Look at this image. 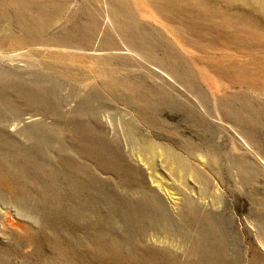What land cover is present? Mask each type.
<instances>
[{
  "label": "rangeland",
  "instance_id": "1",
  "mask_svg": "<svg viewBox=\"0 0 264 264\" xmlns=\"http://www.w3.org/2000/svg\"><path fill=\"white\" fill-rule=\"evenodd\" d=\"M167 2L179 7L181 19L197 32L193 52L199 62L220 65L214 70L219 71L215 76L214 71L203 69L214 77L210 80L214 98L199 86L194 88L198 92L194 96L191 87L176 89L160 79L158 83L156 77L122 58L97 62V67L101 64L104 68L102 77L87 82L85 79L91 76L48 59L46 55L54 54L52 48L6 45L5 27L16 20H0V53L7 54L0 57V67L23 75L22 81L14 82L0 74L5 86L0 87V99L38 93L44 103L63 97L75 109V114L67 118L69 127L59 120L61 127L35 122L19 132L0 128V170L5 171H0V177L4 174L7 182L11 180L19 187L17 193L25 195L17 198L15 207L6 205V182L0 179V194L4 196L0 208L5 209V214L0 211V264H264V0H254L250 11L238 3L232 8L212 0H200V7L191 6V0ZM84 3L94 7L97 0ZM61 15L78 24L87 17L72 5ZM59 24L45 29L54 32ZM192 100L198 103V110L187 104ZM213 102L219 113H215ZM229 107L238 113H230ZM4 111L0 109V119L9 113ZM91 112L104 120L108 117L110 126L105 135L96 134L90 125H75ZM143 140H153L176 152L188 167L196 165L200 155L213 154L216 162L209 165L205 161V165L196 167L195 179L187 178L179 184L169 166L168 170L165 167L167 162L151 153ZM136 158L151 163L155 179L164 182L167 189L183 193L186 202L181 212L172 211L166 195L151 187L154 185L149 182V170L145 172L147 166L136 164ZM11 169L10 174L7 170ZM158 232L174 240L178 237L177 245L175 241L173 245L154 242Z\"/></svg>",
  "mask_w": 264,
  "mask_h": 264
},
{
  "label": "bare ground",
  "instance_id": "2",
  "mask_svg": "<svg viewBox=\"0 0 264 264\" xmlns=\"http://www.w3.org/2000/svg\"><path fill=\"white\" fill-rule=\"evenodd\" d=\"M85 1L86 0H2V1L0 0V20L4 19V20H7V22L11 21V20H16L15 24H9L8 23V25L5 27V31H6L5 33L7 34V36H8L7 38L9 40V42L6 43V45L7 44L9 45V43H10V45L12 47H18L20 49L24 48V47H36V46H45L48 48H52L53 49L52 52L54 54L52 53L53 55H51V54H49L48 56L46 55V57L48 59L59 64V66L66 67L69 70L73 69L78 74H83L87 77L91 76V79H85V80H87V82L92 81V80L99 81L101 79L102 74L104 72V68L101 64L99 67H97V65H96L97 62L101 63L103 60H105L107 58H111V59H113V58L114 59L115 58L121 59L122 58V60L125 59L127 61H130L132 64L135 63V65L138 66V68L140 67L141 70L152 75L151 76L152 78L156 77L157 80H155V81H158V79H160L162 82H166V81L170 82L172 84V86L173 85L176 86L175 87L176 89L179 86L182 88L183 87L186 88V86L191 87V88H193L194 93L192 91H188V92L195 94L194 96H196V94L198 95V92L196 90H194V88L195 87L198 88V86H199V89L204 88L207 91L208 95L214 98V96L216 94L213 93V86H212L211 81H210L214 77L213 78L210 77L206 73V71H207L206 69H208L209 71H214L215 69L219 70L220 65L218 64L219 65L218 66L219 68H218V67H216L217 66L216 63H215L216 65L215 64H205L204 65L205 62L204 63L199 62L200 61L198 58L199 56H197L193 52V49H194L193 43L196 41L198 42V37H197L198 34H197V32H196L197 35L194 33L193 27L190 24H188L187 21L181 19V18H183V16L181 17L179 15V12H181L179 7L176 8V6H173L170 3H168L167 0L166 1L165 0H97V4L94 7L86 6V3H84ZM212 1H214L215 4L217 2L221 4V2H222L224 5L231 6V7L238 5L239 7L243 8V10L250 11V10H252L251 3L254 0H252V1L251 0H212ZM183 2H184V0H183ZM187 2H188V0H187ZM175 3H177V2H175ZM201 3H202V1H201ZM210 3L211 2H209V4ZM186 4H188V3H186ZM195 4H197L200 7V0H191V6L195 7ZM223 4H221V5L223 6ZM71 5H72V7H75L77 9H81L82 11L86 12V14H87V17L85 18V20L82 19L83 21L79 24L74 22V21L71 22V19L67 20V18L69 16H62L61 15V14H63L64 11H66V9L69 10L71 8ZM253 5H254V2H253ZM207 6H208V4H207ZM222 6H221V8H222ZM186 7H188V6H186ZM186 7L184 6L185 9H186ZM185 9H183V11L186 12L187 10H185ZM188 9H189V7H188ZM200 9H202V7ZM262 10H264V8H262ZM195 11H196V9H195ZM217 13H218V11H217ZM191 17L192 16L190 15V17H188V18L191 19ZM69 18H71V17H69ZM60 20H62V21H60ZM194 21H196V20L194 19ZM58 22L60 23L59 24V30L56 29L57 30V31L55 30L56 32L55 31L54 32H51V31L47 32L48 29L46 30L45 29L46 27H48L50 24H53V23L58 24ZM202 23H203V21H202ZM210 24H212V23H210ZM233 41L236 42L235 39ZM227 42H228V45L231 46L229 43H232V39L227 40ZM243 43H245V42H243ZM41 49H43V48H41ZM49 51L50 50H48V52ZM45 52H46V50L42 53H45ZM5 55H7V54H1L0 53V57H5ZM75 56H78V58L77 57L74 58ZM223 57L228 58V59L233 58V56H231V55H224ZM8 61L12 62L13 60L10 59ZM117 65H118V63H117ZM12 66L13 65H11V67ZM120 66H121V64H120ZM133 67H134V65H133ZM203 69H205L206 71H204ZM223 69H224V67H223ZM13 70H15V69H13ZM13 70L10 68L4 69V67L3 68L0 67V74H4L6 77L13 79L14 82L18 81L17 79L23 80V75H21V73L18 74L16 72H14ZM122 70H124V69H122ZM17 71H18V69H17ZM125 71H126V69H125ZM134 71H135V69H134ZM217 72H219V71H214L213 72L214 74L213 73H211V74H213V76H215V74ZM147 73H144V74L147 75ZM104 74H106V73H104ZM5 76H2V79ZM147 77H149V76H147ZM151 77H150V79H151ZM121 80L123 82V79H121ZM4 81H7V80L4 79ZM4 81H3V83H4ZM159 81H158V83H159ZM111 82H110V84H111ZM6 83H8V82H6ZM19 84L21 85V83H19ZM22 84H23V82H22ZM115 85L117 86V84H115ZM118 85H119V83H118ZM122 85L125 87V85L121 83V86ZM157 85H159V84H157ZM7 86H6V89H7ZM25 86L26 85H24L23 87H25ZM121 86H119V87H121ZM0 87H2V89L5 88V86H3V84H1V80H0ZM29 87H32V84ZM29 87H27L26 89H28ZM13 89H12V91H13ZM125 89H127V88H125ZM168 90H170V89H168ZM0 91H1V89H0ZM129 91H130V89H129ZM22 92H23V90H22ZM22 92H21V94H22ZM31 92H33V91H31ZM143 92H145V91H143ZM202 96H204V95H202ZM199 98H201V96ZM3 99H6V98H3ZM188 99H186V101H188ZM213 101H214V99H213ZM70 102H71L70 100H66L62 97V98H58V99H54V100L52 99V101L50 100V102L44 103L43 99L38 95V93H32L29 96L27 95L26 97L16 95L14 97H11L10 100H6V101H2L0 99L1 106H4V109L9 112V113H4L5 115H1L0 128L2 130L10 129V131H17L18 130V132H19V131L23 130V126H26V124H29V123L36 124L35 122H37L40 125H44V126L51 127V128H53L55 126L61 127V124L66 126V125H68V122H69V121H67V118L69 116H71V114L72 115L75 114V109L74 110L71 109V103ZM187 104H189L192 108H195L198 110V108L196 107L198 105V103L193 102V100L189 103L187 102ZM213 104L215 107V109L213 108L215 113H216V111H218V113H219L217 103L213 102ZM1 106H0V109H2L3 112H5ZM79 106H81V104ZM86 107L84 109H86ZM228 110L230 113H233V114L238 113V112H235V109L234 110L232 109V112H231V107H229ZM224 111L226 112V109ZM80 112L82 113V111H80ZM222 112H220V113H222ZM215 115H217V114H215ZM96 116H98V115H95L92 112L87 116H83V118L80 116L81 117L80 120H77L78 122H75V125L76 124L81 125L82 123L86 127H88L90 125L89 127L92 128L93 130H95L97 132L96 134L105 135L109 126H110L109 122H108V117H104V118H106V120H104V119L100 118L99 116L98 117H96ZM132 118H134V117H132ZM219 118H221V117L219 116ZM137 119H138V117H137ZM47 120H49V121H47ZM59 120L62 121L61 124L59 123ZM68 120H70V119H68ZM71 120H70V123H71ZM225 121H228V120L226 119ZM72 124H73V122H72ZM83 124H82V126H83ZM75 125H73V127ZM68 127H69V125H68ZM71 128H72V126H71ZM78 130H80V128ZM86 130L88 131L89 129L87 128ZM74 131H77V130H74ZM79 133H81V132H79ZM87 137H85V138H87ZM102 140L104 141V139H102ZM150 140H143L142 144H144L146 148L148 147L147 149L151 153L155 154L158 159H161V160L164 159V161L167 162L168 165H166L165 167L168 170V166H169V170H172V174H174V176L177 177L179 184H182V180L187 179V178H192V179L194 178L195 179L197 177V174L195 171L196 167L199 168V167L205 165V161H208L207 164H209V165H212L213 161L216 162V160H215L216 157L213 154L210 155L209 157H204V156L200 155L196 159L197 164L196 165H190V167H188L189 165L188 166L184 165L187 161L183 164L184 159H183V161L181 160L182 156L179 157L176 152L174 153L173 151H169V150L165 149L164 146L160 147V146H158L159 143H157L153 140L152 141H150ZM82 141H84V139ZM136 141L140 142L139 139ZM97 142H100V141H97ZM156 143H157V145H156ZM83 144H85V142ZM102 144H105V143H102ZM96 145L99 146V144H97V143H96ZM141 146H143V145H141ZM243 147H245V146H243ZM1 150H3V149H1ZM144 150H143V152L147 151V150H145V151ZM0 152H2V151H0ZM153 154L152 155L150 154L151 159L153 157ZM249 154H251V153H249ZM3 155H4V153H3ZM179 155H181V154H179ZM149 158H147V159H149ZM144 159H146V158L144 157ZM7 160H9V159H7ZM161 160H159V161H161ZM0 161H2V157H1ZM4 161H6V160H4ZM146 162L147 161H145V160L143 161V160H140L138 158L135 159L136 164L141 165L142 167L147 166L145 172H147L149 170L150 173L147 172V176L151 179L149 181L150 184L154 185L151 187H153L154 190L158 191V193L162 192L166 195L164 197L167 199L172 211H174V212L179 211L180 207L182 208V204L186 202L185 198H183L184 195L182 196L183 193L181 194L180 192L172 189L171 187L170 188H171V190H173V192L170 191L169 189H167V185L164 182L163 183L165 186H163V183L160 180L155 179L156 176L153 175V173H155L154 172L155 170H153L151 163L149 162L150 163V165H149ZM12 163L14 164V162H12ZM21 163H23V162H21ZM189 163H187V164H189ZM15 165H16V163H15ZM22 165L23 164H21V167H22ZM1 166H3V165H1ZM1 166H0V168H1ZM13 166L14 165H11L12 169L16 168V170H17V167L14 168ZM25 166H27V165H25ZM12 169L7 170V171H9V173L11 174ZM18 169H20V166ZM0 171H1V173L5 172V171L2 172V170H0ZM15 173H16V171H15ZM4 176L5 175L3 174V177ZM9 177L11 178V176H9ZM14 177L16 178V175ZM2 178L0 177V179H2ZM6 179L7 178L4 179L5 180L4 182H6L5 183L6 186L3 187V191H5V195L7 194V198H8L7 200H5L7 203L6 205H9V204L12 205L13 204V206H14V204H18L17 203L18 201H16L17 198L21 197L20 193L19 194L17 193V190L19 187L12 184L11 182H13V181H11L10 179H8V180H10L11 182L10 181L7 182ZM12 179H14V178H12ZM146 180H148V179H146ZM24 184H22V185H24ZM27 188H28V186H27ZM149 189H150V187H149ZM187 189L189 190L190 193L193 191L191 188H187ZM1 191H2V189H1ZM23 194H25V193H23ZM1 197L4 199V196H2L0 194V198ZM23 197H21V198H23ZM196 199H198V198H196ZM199 199H201V198L199 197ZM190 204H191V202H190ZM20 206H22L21 203H20ZM1 210L5 214L4 207L0 208V211ZM193 211H194V209H193ZM179 212H181V211H179ZM4 214H3V216H4ZM210 219H212V218H210ZM5 220L6 219H4V221ZM5 224L8 225L7 227H9V226L11 227L10 221H9V223L7 221H5ZM151 237H153V236H151ZM177 238L178 237H176V240H174L175 237L169 236L165 232H164V234L162 232L161 233L158 232V234L155 236V238H153V240H154V242L157 241V243H161V244L164 243V244L170 245L174 241H175L174 243L176 244ZM180 244H182V243H180ZM216 251H217V249H216Z\"/></svg>",
  "mask_w": 264,
  "mask_h": 264
}]
</instances>
